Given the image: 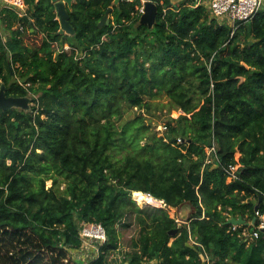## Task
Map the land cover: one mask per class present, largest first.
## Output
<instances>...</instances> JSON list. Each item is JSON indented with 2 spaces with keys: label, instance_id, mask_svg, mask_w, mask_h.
Segmentation results:
<instances>
[{
  "label": "trees",
  "instance_id": "obj_1",
  "mask_svg": "<svg viewBox=\"0 0 264 264\" xmlns=\"http://www.w3.org/2000/svg\"><path fill=\"white\" fill-rule=\"evenodd\" d=\"M154 1L149 27L142 0H77L74 35L59 33L51 0H25L29 20L2 9L0 87L34 105L0 110V264H106L115 253L123 264H264V230L250 237L260 198L264 209V7L233 25L193 0ZM162 96L180 114L159 135L146 114ZM213 142L219 165L206 163ZM138 190L166 207L140 206ZM186 203L177 222L170 210ZM87 224L106 240L73 259ZM133 224L122 251L120 226Z\"/></svg>",
  "mask_w": 264,
  "mask_h": 264
},
{
  "label": "built area",
  "instance_id": "obj_2",
  "mask_svg": "<svg viewBox=\"0 0 264 264\" xmlns=\"http://www.w3.org/2000/svg\"><path fill=\"white\" fill-rule=\"evenodd\" d=\"M0 5L17 10L19 13L24 12L25 6L23 0H0ZM204 5L210 11L212 17L216 18L219 22H228L235 25L237 22L247 21L251 19L255 13H257L262 7H264V0H193V6ZM140 12H144V5H142ZM66 49H69V46H65ZM166 126L162 127L164 131ZM178 142H183L181 138H178ZM238 158V156H237ZM206 163L219 165L220 159L217 154V144H213L207 147V160ZM240 164H230L225 167V172L227 174L228 182L239 179L238 170ZM152 197L153 205L158 207H166L164 200H159L154 198L151 194H148ZM150 204V202H149ZM175 217V216H173ZM256 218H258V229L252 234V237H258L260 229L264 230V209L260 207L256 210ZM177 222L181 220L176 218ZM237 225H234V228ZM247 235V233H245ZM83 239L86 240H95L97 244L102 243L106 240V232L102 225L100 224H87L83 227L81 231Z\"/></svg>",
  "mask_w": 264,
  "mask_h": 264
},
{
  "label": "rangeland",
  "instance_id": "obj_3",
  "mask_svg": "<svg viewBox=\"0 0 264 264\" xmlns=\"http://www.w3.org/2000/svg\"><path fill=\"white\" fill-rule=\"evenodd\" d=\"M0 32L2 34V36L4 38L7 37L8 32L3 31L2 29H0ZM32 41L33 42H40V38L38 37H32ZM153 108L151 110V112L146 114L147 117V122H151L153 128L158 132L159 135H162L163 130L162 127L164 126L165 122L167 121V119L171 116V117H177L180 114V111L172 108V105L170 103V100L168 97L166 96H162L160 98L154 99L153 101ZM34 105L33 102H31V107ZM141 112L140 110L137 109H130L127 114L125 115L126 118H130L132 116H135L136 113ZM237 156L239 157L240 154L237 153ZM52 185V180H48L46 183L47 187H50ZM65 187V184H62V188ZM134 198V197H133ZM137 201V200H136ZM137 203L144 207L146 205H153L152 202H143V203H139L137 201ZM188 210V212H192L193 208L190 204L186 203L183 206H180L176 209L170 210V214L171 216H176L178 217L180 220L181 218L184 219V215L182 213V210ZM121 228V232H122V246H121V250H129L130 249V241L132 237H136L139 234V226L137 224H133L130 227H122ZM98 246L97 242L95 240H84L83 246L81 249H79L78 251H73L71 253V256L73 259H83V260H90L91 258H93L94 256L96 257L97 255V249L96 247ZM123 254L121 253H115L113 255H111L110 257L107 258V262L106 264H123ZM147 264H155V262H148Z\"/></svg>",
  "mask_w": 264,
  "mask_h": 264
},
{
  "label": "water",
  "instance_id": "obj_4",
  "mask_svg": "<svg viewBox=\"0 0 264 264\" xmlns=\"http://www.w3.org/2000/svg\"><path fill=\"white\" fill-rule=\"evenodd\" d=\"M76 0H51V2L54 4L55 12L57 19L60 23V30L59 33L61 34H75V29L70 23V14L69 10L72 9L73 4ZM121 1H133V0H113L114 5H118ZM183 0H171L173 4H177ZM144 5V12L141 15L140 23L144 25H148L149 27H154L159 11V7L156 1L154 0H142ZM113 6H110L107 10L104 18L100 22L99 26L102 27L105 22H109V13L112 11ZM26 19H29V17L26 16ZM7 87L3 83L0 87V110H9L13 108L22 109L25 111L30 110L31 108V102L32 99L29 96H8L6 93ZM262 201V198L259 199V203L255 206V209L257 210L259 208L260 202ZM182 213L184 215V219L181 218L183 222H186L189 218V215L191 212H188V210H182ZM229 223L233 225H242L244 224V220L242 216H239L238 218L232 216L229 220ZM178 229L173 230L171 233H176ZM252 237V235L250 236Z\"/></svg>",
  "mask_w": 264,
  "mask_h": 264
},
{
  "label": "flooded vegetation",
  "instance_id": "obj_5",
  "mask_svg": "<svg viewBox=\"0 0 264 264\" xmlns=\"http://www.w3.org/2000/svg\"><path fill=\"white\" fill-rule=\"evenodd\" d=\"M76 1H77V0H76ZM76 1H75V2H76ZM75 2H74V3H75ZM23 4H24V6H25V10H24V12H20V13H19L17 10H12V9H9V10L13 11L14 13H16V14L18 15V17H24V18L26 19V16L28 17V15H27V9H28V6H27V4L25 3V0H23ZM4 8H5V7H3V6L0 5V18H1V16H2V13H1V12H2V9H4ZM7 9H8V8H7ZM105 14H106V13H105ZM104 16H105V15H104ZM56 17H57V16H56ZM103 18H104V17H103ZM103 18H102V19H103ZM109 19H110V13H109ZM27 20H29V19H27ZM101 21H102V20H101ZM101 21H100V22H101ZM100 22H99V24H100ZM18 25H19V24H17L15 28L20 27V29L24 31L23 26H21V25L18 26ZM103 26H104V25H103ZM103 26H102V27H103ZM0 29H2V28H0ZM2 30L5 31L4 29H2ZM5 32H6V31H5ZM0 33H1V32H0ZM68 35H71V34H68ZM73 35H74V34H73ZM3 38H4V37H3ZM4 39H5V38H4Z\"/></svg>",
  "mask_w": 264,
  "mask_h": 264
},
{
  "label": "bare ground",
  "instance_id": "obj_6",
  "mask_svg": "<svg viewBox=\"0 0 264 264\" xmlns=\"http://www.w3.org/2000/svg\"><path fill=\"white\" fill-rule=\"evenodd\" d=\"M132 195H133L134 199L137 200L139 203L152 202L153 201L151 196H149L148 194H145L139 190L133 192Z\"/></svg>",
  "mask_w": 264,
  "mask_h": 264
},
{
  "label": "clouds",
  "instance_id": "obj_7",
  "mask_svg": "<svg viewBox=\"0 0 264 264\" xmlns=\"http://www.w3.org/2000/svg\"><path fill=\"white\" fill-rule=\"evenodd\" d=\"M182 221V220H181ZM238 226V225H237Z\"/></svg>",
  "mask_w": 264,
  "mask_h": 264
}]
</instances>
